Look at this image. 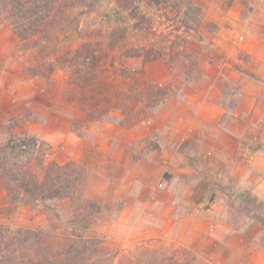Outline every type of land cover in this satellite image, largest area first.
I'll use <instances>...</instances> for the list:
<instances>
[{
	"label": "rangeland",
	"instance_id": "374dc122",
	"mask_svg": "<svg viewBox=\"0 0 264 264\" xmlns=\"http://www.w3.org/2000/svg\"><path fill=\"white\" fill-rule=\"evenodd\" d=\"M183 1L200 7L203 25L174 60L124 56L115 59V67L105 66L93 83L73 82L62 67L33 74L34 63L45 57L24 53L8 15L0 11V143L34 135L48 145L51 159L59 164L77 160L86 175L75 198L59 200L55 210L42 201L11 205L0 175V226L61 236L75 232L112 252L161 238L160 258L211 264L198 261L193 250L178 242L177 220L193 203L191 179L209 171L196 162V153L212 148L214 133L237 106H245L247 95L239 83L258 89L254 82L262 61L244 49H264V0ZM107 7L87 24L101 21ZM181 16L168 20L153 13L156 34L144 43H169ZM232 70L238 76L231 78ZM157 87L168 92L161 97ZM151 91L150 100L146 95ZM258 91L264 95V88ZM155 96L158 102L150 105ZM259 98L246 117L244 135L255 144L264 143V116L257 117L256 109L264 107V97ZM210 100L222 108L215 120L208 117L214 111ZM78 150L81 157L75 159ZM27 156L23 152L19 158Z\"/></svg>",
	"mask_w": 264,
	"mask_h": 264
},
{
	"label": "trees",
	"instance_id": "16d2710c",
	"mask_svg": "<svg viewBox=\"0 0 264 264\" xmlns=\"http://www.w3.org/2000/svg\"><path fill=\"white\" fill-rule=\"evenodd\" d=\"M105 1L0 0V11L8 15L23 42L24 53L45 57L34 63L33 74L48 75L62 67L71 72L76 83H93L105 66L115 67L119 63L115 59L124 56L174 60L179 49L203 25L201 9L191 1L174 0L170 9L172 0H108L102 5ZM105 7L102 20L88 25L86 20ZM155 12L168 20L172 15L177 20L182 13L169 43H144L145 37L156 34ZM157 91L161 97L168 92L161 87ZM152 93L146 98L151 100ZM155 98L150 105L158 102V97ZM26 145L28 148L24 150ZM47 148L34 135L28 136L27 141L8 139L0 143V175L11 205L42 201L44 206L55 210L59 200L78 194L86 178L80 162L59 164L50 158ZM23 152L28 154L25 160L19 158ZM214 185L226 195L232 222L255 219L264 229V200L251 188L236 187L230 175ZM261 242L264 245V234ZM159 243L161 238H150L112 252L97 239L75 232L61 236L39 229L20 227L12 231L0 226V264H176L178 260L173 255L159 257Z\"/></svg>",
	"mask_w": 264,
	"mask_h": 264
},
{
	"label": "crops",
	"instance_id": "0c3cea01",
	"mask_svg": "<svg viewBox=\"0 0 264 264\" xmlns=\"http://www.w3.org/2000/svg\"><path fill=\"white\" fill-rule=\"evenodd\" d=\"M244 50L262 61V65L256 70L259 80L254 82L258 89L252 91L247 85L242 86L239 83L241 90L247 95L245 106L242 110L237 106L217 135L214 133L215 144L212 148L206 147L203 155L201 152L196 153V162L207 166L209 171L208 174L199 172L191 179L190 193L194 195L193 203L177 220L180 230L178 242L193 250L198 261L211 264H264L262 224L250 218L232 222L226 195L214 185V182L227 180L230 175L234 178L236 187L251 188L264 200V143L255 144L246 141L244 137L247 128L246 117H250V108L259 97H264L258 91L264 88V49L246 47ZM230 76L236 77L238 73L232 70ZM208 102L211 103L209 106L214 108L208 117L215 120L222 115V108L214 100ZM256 109L257 117L264 116V107ZM219 122L220 119H217L216 125ZM80 157L81 152L78 150L75 159ZM167 192V197L172 201L174 194L170 189Z\"/></svg>",
	"mask_w": 264,
	"mask_h": 264
}]
</instances>
